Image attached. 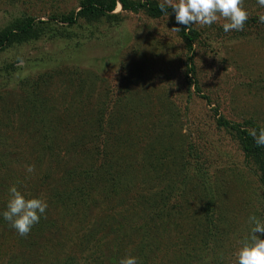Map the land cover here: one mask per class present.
<instances>
[{
	"label": "rangeland",
	"instance_id": "rangeland-1",
	"mask_svg": "<svg viewBox=\"0 0 264 264\" xmlns=\"http://www.w3.org/2000/svg\"><path fill=\"white\" fill-rule=\"evenodd\" d=\"M78 5V0H0V30L26 16L64 32L60 37L47 32L37 41L0 51V213L6 210L9 187L17 182L28 198L47 201L32 241L24 242L40 264H63L70 257L74 258L71 264H103L114 242L96 227L100 218L116 214L131 229L136 223L146 224L151 237L163 240L158 257L177 264H237L240 242L249 233L248 217H258L260 191L237 145L216 128L215 120L220 116L240 124L252 120L264 127L260 22L249 21L242 32L229 33L222 31L224 20L211 27L194 25L201 35L194 48L193 79L202 89L201 96L209 98L207 102L200 95L188 96V91L195 92L193 87L187 90L185 77L184 63L190 54L167 18L122 13L118 6V23L104 19L72 27L52 23L53 15L68 14ZM244 7L250 20L264 16L257 0H244ZM73 69L84 80L82 86L73 77ZM35 80L39 86L31 95ZM110 105L111 119L117 122L113 131L106 124L113 132H107L111 135L107 147L115 156H108V174L100 172L103 178L98 177L95 188L99 198L104 193L108 201L66 210V203H56L55 192L64 191L66 174L90 165L87 156L72 145L89 138L97 115ZM34 107L40 119L34 118ZM41 126L54 129L53 151L40 144ZM189 144L197 146L195 154L209 162L202 166L192 152L186 174L182 156L187 157ZM28 165L35 167L31 175L26 174ZM201 167L209 172L207 189L195 178ZM182 174L193 180L183 183ZM172 185L179 195L172 196L163 216H155L152 209ZM209 200L215 204L219 230L211 233L215 239L207 244L197 233ZM18 236L0 217V264H8L19 252Z\"/></svg>",
	"mask_w": 264,
	"mask_h": 264
},
{
	"label": "trees",
	"instance_id": "trees-1",
	"mask_svg": "<svg viewBox=\"0 0 264 264\" xmlns=\"http://www.w3.org/2000/svg\"><path fill=\"white\" fill-rule=\"evenodd\" d=\"M78 2L79 5L77 7V10L72 11L68 14L61 13L53 15V18H51L52 23H61L62 25H67L69 27H72L78 24L79 22L93 24L103 19L109 24L118 23L121 19V13H115L118 6L121 7L122 13L130 12L135 15L142 14L152 20H160L167 18L166 15H163L160 12L158 7L159 2H157L156 0H78ZM167 11L169 13V17L167 20L170 29L172 30V28L174 27H179L181 29V31L178 33L173 30L172 31L174 32L175 36L180 41V43L181 41H183V43H181L183 49L188 54H190L187 58V62L184 63V66L186 68L185 77L187 78V90H190V88L193 87L195 92L188 91V96L189 98H191V96L193 95H200V98L203 97L202 99H205L207 102H209V98L207 96H201L202 89L199 87L198 81L193 79L196 76V68L194 64V48L200 40V31L194 26L191 29H184V26L178 25L176 23L174 14L172 13V9L168 8ZM260 17L258 16L256 19H249L246 22L245 27L248 26L247 24L249 21L253 22L256 20V22H260L257 30L264 31V23L260 21ZM47 32H52L54 37H60L64 35L63 31H59L60 33H58L55 29H48L47 22H36L35 19L26 16L15 19L11 23H9L8 26L0 30V51H3L6 48H10L13 46H20L31 43L33 41H37L41 39L42 36L45 35ZM65 36H67L66 33ZM13 67L14 65L10 66V68ZM72 71L74 72L73 77L77 78L79 85L82 86V84H85L84 80L80 76V73H78L75 69H73ZM85 79L87 80L88 77ZM38 84L39 81L37 80L31 83V95L34 94L35 87L39 86ZM80 86L77 89V92L79 94L83 92V88ZM34 109L37 110V107H34ZM113 113L114 111L111 105L105 108V112H99L96 117L97 122L94 128H91L92 132L89 138L86 139L85 137H82L72 145V148L74 150H78L80 151V153L87 156L90 165L85 168L80 166V168H78V172L72 170L71 172L66 174L63 183L64 191L55 192L56 203H60L61 205L63 203H66V210L68 208L73 209L75 205H81L84 209L88 207V202L95 204L101 202L102 200L108 201L107 195H104V193L101 195L102 199L99 198L100 195H98L95 188L98 186L97 181L99 180V178H103L102 173L100 172L107 170L106 173L108 174L107 168L109 163L106 162V160L109 159L108 156H115V153H113L112 150H109L107 147V143L108 141H110L111 138V135H109V133L107 132H112L117 122L115 118L111 119ZM36 115L39 116L38 110L36 111ZM37 116H35L34 118H41L40 116ZM215 116L217 117V113H214V117ZM40 123L44 125V119H41ZM106 124L110 129H112V131L107 130ZM215 125L219 131H224L231 138L234 144L237 145L238 151L242 154L245 164L249 166L250 170H252V172L254 173L260 191V194L258 196L259 212L257 213V215L258 218L264 220V148L258 147L254 143V140L251 136V131L253 129L259 130L260 128L264 127L255 124L252 120H247L240 124L227 121L221 116L216 118ZM41 128L43 130L39 136L40 144H42L45 148H48L50 151H53L54 144L51 140V134H53L54 129L52 127L44 128L42 126ZM198 149L199 148L197 146L194 147L189 144L187 146V157L182 156L181 168L186 174H188L187 168L190 165L188 157H190L192 152H194L193 156L196 157L194 159L199 160V162L202 163V166H205V163L209 162L202 155L195 154V151H197ZM186 174H182L183 183H185L184 181L190 182V180H193V176L191 178ZM109 176L111 175L109 174ZM195 178L197 179V182H199V185H202L203 188L207 189L206 187H208L210 184L208 169L201 167L198 175L195 176ZM175 188V185L169 187L168 195L163 194L164 199L162 200V202H159V205L154 206L152 211L155 216H163L162 212L164 211L166 206L170 204L172 196L179 195L178 192H176ZM95 197H97V200L95 199ZM172 206L173 208H176V205ZM170 209L166 210L167 214L169 213ZM203 209V214L201 216L203 224H198V227H200V231L197 234L201 233L203 235L202 240H208L204 241L208 244L210 242L209 239H215V237L211 235H216L219 230V225L214 220V202H211V200H209L205 204ZM118 219L120 221H118ZM98 223L99 225H96L98 231H103L104 234L111 236L114 242L113 248L110 249V251L108 252L109 255L105 260L106 262H103V264H119V261L129 254L138 257L141 264H151L152 262H156L155 264H177V262H174L173 260H167V257H158L161 251L159 245L160 243H163V240L151 237L149 234V228L146 224L138 226L136 223V228L131 229L129 224L126 223L121 214L100 218ZM6 226L10 227L7 222ZM51 226L52 221L50 222V227ZM35 227H33L31 232L27 236H18L19 240L17 239V241L19 243V252L15 254L16 256H13V258L8 262V264H40V258L38 257L37 262L36 256L33 255L32 251H30V248L24 247L26 245L24 243L25 241H32L35 235ZM149 244L152 245L153 248H151ZM147 247H149V250H146ZM205 251H207L208 255H210L209 252H212L208 248H206ZM73 259V257H70L66 261H64L63 264H71ZM41 260H43L44 262H48V258L46 257H41ZM53 264L58 263L53 262ZM92 264H100V262H95Z\"/></svg>",
	"mask_w": 264,
	"mask_h": 264
},
{
	"label": "clouds",
	"instance_id": "clouds-1",
	"mask_svg": "<svg viewBox=\"0 0 264 264\" xmlns=\"http://www.w3.org/2000/svg\"><path fill=\"white\" fill-rule=\"evenodd\" d=\"M260 7H264V0H257ZM163 15L169 17L168 8L172 9L175 21L184 29H191L194 25L199 27H211L220 20L223 31L242 32L249 19V12L244 7V0H161L158 4ZM264 23V16L260 17ZM180 32L179 27L172 28ZM183 43V41H181ZM251 136L258 147L264 148V128L253 129ZM35 172L33 165L26 166V174ZM22 185L17 182L9 187V199L6 210L0 213L3 221L14 229L21 237L27 236L33 227L40 222L48 208V203L40 197L28 198L21 191ZM249 233L240 242L236 253L237 264H264V220L256 215L248 217ZM119 264H141L138 257L131 254L119 261Z\"/></svg>",
	"mask_w": 264,
	"mask_h": 264
}]
</instances>
